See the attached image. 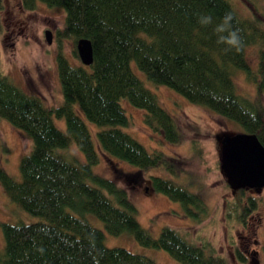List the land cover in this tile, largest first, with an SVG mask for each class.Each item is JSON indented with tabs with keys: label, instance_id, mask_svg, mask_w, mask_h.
<instances>
[{
	"label": "trees",
	"instance_id": "1",
	"mask_svg": "<svg viewBox=\"0 0 264 264\" xmlns=\"http://www.w3.org/2000/svg\"><path fill=\"white\" fill-rule=\"evenodd\" d=\"M19 2L26 10L37 2L60 6L64 17L56 38H69L76 54L77 40L89 39L92 60L71 63L58 48L55 63L61 100L54 106H47L38 94L25 91L0 71V117L23 129L31 140L18 161L19 178L0 163V186L18 208L44 218L0 221V264H158L123 246L105 245L102 231L84 217L86 212L99 218L107 232L127 231L139 243L161 248L181 264H230L208 243H195L172 226L164 225L152 236L136 219L125 189L94 173L92 165L101 151L139 169L162 166L175 173L174 157L148 151L123 129L130 121L120 103L125 98L144 111L143 121L166 140L175 142L181 136L154 92L133 70V61L154 83L237 122L264 146V109L235 91L231 75V68H240L257 91H264L263 12L250 7L252 13L243 15L230 0ZM225 14H231L232 27L239 30L240 51H226L225 45L217 43L214 29ZM202 16H211L212 23L201 24ZM253 43L258 45L254 68L245 52ZM53 118L63 119L64 129ZM86 121L95 124V143ZM72 147L78 156L71 153ZM6 150L0 142V154ZM150 180L154 189L178 201L188 213H192L188 205L202 208L201 198L182 184L152 175ZM238 200L227 203L226 216L234 214L242 223L256 200L251 196L239 204ZM234 256L241 264L246 260L237 247Z\"/></svg>",
	"mask_w": 264,
	"mask_h": 264
},
{
	"label": "rangeland",
	"instance_id": "2",
	"mask_svg": "<svg viewBox=\"0 0 264 264\" xmlns=\"http://www.w3.org/2000/svg\"><path fill=\"white\" fill-rule=\"evenodd\" d=\"M236 11L243 15L251 14L250 7L264 14L262 0H230ZM64 12L58 5L37 2L30 10L23 9L19 0H2L0 8V71L16 85L28 92L38 94L47 106H54L61 100L55 54L60 48L71 63H79L73 53L69 38L57 39L55 30L62 26ZM50 30V42L44 30ZM258 45L248 44L246 58L252 68L256 65ZM135 73L156 95L159 104L176 124L180 139L166 140L158 131L143 121L144 111L130 104L125 98L121 105L129 116V123L123 129L141 142L148 151H160L174 157V171L171 173L162 166L139 169L115 156L98 151V161L92 171L113 179L123 187L135 206V217L141 226L152 236L160 228L169 225L176 228L186 238L195 243H208L213 252L222 255L230 264H241L235 259L234 249L239 248L246 260L242 264H263L264 257V186L231 189L225 181L219 166L220 137L225 134L242 132L237 122L224 117L204 106L192 103L166 85L154 83L131 62ZM235 91L253 99L264 109V91H257L253 80L246 77L240 68H231ZM55 124L64 129L63 119L53 118ZM95 143L94 128L86 121ZM0 142L7 148L0 154V163L14 178H19L18 161L30 148L31 140L27 133L14 127L0 117ZM71 153L79 155L73 147ZM83 156L81 154L82 159ZM169 178L182 184L201 198L202 208L188 205L192 213L178 201L153 188L150 176ZM147 186V189H145ZM251 196L256 207L245 221L237 222L234 214L226 216L225 206L232 200L243 202ZM84 217L103 234V243L119 245L133 252L145 254L158 264H181L165 250L139 243L127 231L111 234L103 222L90 212ZM44 219L18 208L8 200L0 186V221L16 223ZM241 234V237L237 235ZM3 237L0 229V249ZM245 248L247 251H245Z\"/></svg>",
	"mask_w": 264,
	"mask_h": 264
},
{
	"label": "water",
	"instance_id": "3",
	"mask_svg": "<svg viewBox=\"0 0 264 264\" xmlns=\"http://www.w3.org/2000/svg\"><path fill=\"white\" fill-rule=\"evenodd\" d=\"M47 42H50V30H44ZM79 60L89 64L92 49L89 39L79 38L76 42ZM219 166L225 181L231 189L264 186V146L255 133L236 132L220 137Z\"/></svg>",
	"mask_w": 264,
	"mask_h": 264
},
{
	"label": "clouds",
	"instance_id": "4",
	"mask_svg": "<svg viewBox=\"0 0 264 264\" xmlns=\"http://www.w3.org/2000/svg\"><path fill=\"white\" fill-rule=\"evenodd\" d=\"M232 16L231 14H225L221 22L215 26V33L217 34V43L226 46V51L235 49L240 51L243 46V41L240 36L239 30L232 27ZM200 23L203 25L211 24V16L200 17Z\"/></svg>",
	"mask_w": 264,
	"mask_h": 264
},
{
	"label": "flooded vegetation",
	"instance_id": "5",
	"mask_svg": "<svg viewBox=\"0 0 264 264\" xmlns=\"http://www.w3.org/2000/svg\"><path fill=\"white\" fill-rule=\"evenodd\" d=\"M145 189H147V186H145ZM237 235H238L239 237H241V234L239 235V232L237 233ZM245 251H247L246 248H245Z\"/></svg>",
	"mask_w": 264,
	"mask_h": 264
}]
</instances>
